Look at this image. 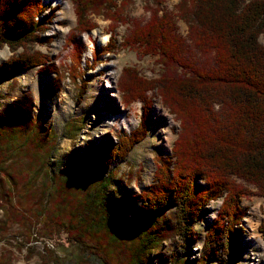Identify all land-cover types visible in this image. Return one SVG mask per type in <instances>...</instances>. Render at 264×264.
<instances>
[{
    "label": "trees",
    "instance_id": "16d2710c",
    "mask_svg": "<svg viewBox=\"0 0 264 264\" xmlns=\"http://www.w3.org/2000/svg\"><path fill=\"white\" fill-rule=\"evenodd\" d=\"M131 1L135 0H71L76 25L65 46L71 47L73 60L56 66L29 47L45 41L39 33L50 22L44 14L48 7L41 0H0V48L6 46L11 53L0 64V84L38 66L44 74L55 73L54 84L45 89L49 93L61 88L67 72L82 95L88 82L76 83L83 77L82 49L76 38L94 30L97 18L110 22L111 29L125 23ZM139 1L150 16L145 24H133L122 44L136 49L139 58L158 56V77L149 79L136 67L125 66L116 90L125 108L135 102L148 108L149 94L158 97L179 126L172 147L174 161L156 157L153 183L137 196L142 218H127L132 206L111 197L108 174L114 156L124 157L144 137L150 124L147 113L140 128L118 136L113 148L92 144L87 148L78 170L105 178H50L53 194L41 208V203L29 207L24 197L30 193L39 202L46 194V189L35 193L28 177V170L35 168L30 158L40 160L41 176L47 178L46 165L57 136L52 130L39 136V120L15 114L0 123V229L18 225L26 240L34 241L65 236L67 246L56 247L62 254L44 247L52 264H190L183 254L197 241L194 225L209 202L221 200L196 264H232L242 252L238 238L247 214L240 200L256 195L264 205V0H180L172 14L163 10V0ZM178 20L187 25L184 37ZM115 45L111 38L103 53L113 52ZM96 52L93 49L92 56ZM21 118L28 124H21ZM11 144L18 150L17 159L25 160L24 168L16 162L4 166ZM13 165L24 180L22 189L27 190L15 205L4 187H16L7 172ZM167 204L173 207L170 235L180 253L154 263L149 255L166 235L163 216L153 214ZM34 219L42 224L40 228H34ZM258 230L264 241V217Z\"/></svg>",
    "mask_w": 264,
    "mask_h": 264
},
{
    "label": "rangeland",
    "instance_id": "374dc122",
    "mask_svg": "<svg viewBox=\"0 0 264 264\" xmlns=\"http://www.w3.org/2000/svg\"><path fill=\"white\" fill-rule=\"evenodd\" d=\"M41 1L48 7L44 14L50 17V22L45 26V31L39 33L45 41L29 47L44 54L50 63L53 62L56 66L70 65L74 54L71 47L65 46V42L70 29L76 25L73 4L71 0H63L68 5L64 7L53 1ZM131 2L129 6L127 5L125 12L126 22L117 24L114 29L110 28L108 21L100 18L93 20L100 36H107L105 44H98L99 37L93 38L89 33L80 34L76 38L77 45L82 49L79 70L83 74L82 79H77L76 83L81 85L82 81L88 82L82 95H78L77 88L70 82L67 72L65 78L60 81L61 88L49 93L45 89L51 88L54 84L55 73L44 74L38 66L22 70L0 84V123L5 124L6 117L27 114L31 119L41 122L39 136L45 135L48 130H52L57 136L52 157L46 165L47 178L41 176L43 171L39 169L40 160L30 158L32 167L35 168L28 170V177L33 180L36 194L41 189H46L44 200L36 202V198H33L30 193L27 194L29 196L27 198L25 195L27 190L22 189L24 180L18 175L19 168L13 165L7 172L16 183V187L14 184L4 185L5 191L11 195L12 204H18L17 202L25 195L29 207L41 203L39 207L41 208L42 204L49 200V194H53V182L50 179L53 177L78 176L92 180L105 178V174L78 170L87 148L90 144L114 147L118 136L122 134L129 136L140 128L142 118L147 113L150 124L144 137L137 141L124 157L114 156L108 174L111 180L108 192L111 197L123 198L132 206V211L128 213L127 218L132 221L142 218L139 209L142 203L137 201V196L153 183L156 157L170 158L174 161L172 147L177 138L179 126L174 117L161 106L159 98L154 95L149 94L152 104L148 108L140 102H135L128 108L123 107L121 103L116 83L123 67H136L142 76L149 79L158 77L159 71V67L155 64L158 56L139 58L136 49L127 48L122 44L124 38L131 32L133 24H145L150 16L144 3L139 0ZM179 2L180 0H163V10L172 14L176 12L175 6ZM161 14L162 12H159V15ZM177 25L180 35L186 36L188 30L186 23L178 20ZM111 38H114L116 45L113 47V52L105 54L102 50ZM93 49L97 51L96 57L92 56ZM10 56L11 53L6 46L0 48V64ZM107 77L111 79V84L108 83ZM157 110L159 117L155 118L154 114ZM120 114H126L128 118L134 116L129 129H120L117 122L110 127L106 124L107 119L118 117ZM25 121L28 124L27 119L24 118H21L20 122L24 124ZM166 140L170 141V149L164 155L160 153L158 147L164 145ZM12 146V144L7 145L6 155L9 157L4 166L16 162L20 163L22 168L25 160L17 159L18 150ZM220 204L221 200L209 202L196 221L194 232L197 241L183 254L190 264H196L199 258L204 235L215 219ZM240 206L247 209L238 238L242 252L232 264H264V241L258 230L264 217L263 201L260 197L253 195L242 198ZM172 213L173 207L167 204L162 210L153 214V216L159 214L163 216L162 231L166 235L160 247L149 255L154 263L164 261L171 254L180 253L175 245L176 239L170 235ZM2 221L3 214L0 210V222ZM41 225L38 219H34V228H40ZM22 230L23 228L18 225H10L6 230L0 229V264H52L44 247L57 252L56 247L60 244L67 246L65 236H61L56 241H49L46 238L38 241L26 240ZM57 253L62 254V250L59 249Z\"/></svg>",
    "mask_w": 264,
    "mask_h": 264
},
{
    "label": "bare ground",
    "instance_id": "6f19581e",
    "mask_svg": "<svg viewBox=\"0 0 264 264\" xmlns=\"http://www.w3.org/2000/svg\"><path fill=\"white\" fill-rule=\"evenodd\" d=\"M51 2L53 1L54 3L61 4L64 7H68L67 3L64 2L63 0H45V2ZM89 35L92 36L93 38L99 37L98 39V44L103 45L107 41V36H100L99 30L94 29L91 32H89ZM108 83L111 84V79L107 77ZM112 88V85L110 86ZM155 118L159 117V112L158 110L155 112ZM134 121V116H131L130 118L127 117L126 114H120L118 117H112L107 119L106 124L110 127L113 126V123L117 122V125L120 129H129L130 123ZM170 141L166 140V143L164 145H161L158 147V150L162 154H167V151L170 149Z\"/></svg>",
    "mask_w": 264,
    "mask_h": 264
}]
</instances>
